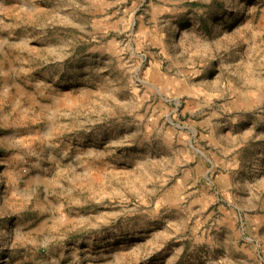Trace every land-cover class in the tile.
I'll list each match as a JSON object with an SVG mask.
<instances>
[{
    "label": "rangeland",
    "instance_id": "obj_1",
    "mask_svg": "<svg viewBox=\"0 0 264 264\" xmlns=\"http://www.w3.org/2000/svg\"><path fill=\"white\" fill-rule=\"evenodd\" d=\"M0 264H264V0H0Z\"/></svg>",
    "mask_w": 264,
    "mask_h": 264
}]
</instances>
